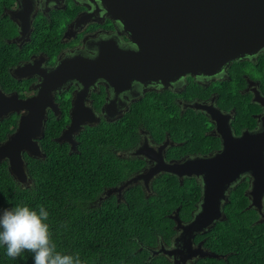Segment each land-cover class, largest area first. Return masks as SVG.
<instances>
[{"label":"flooded vegetation","instance_id":"1","mask_svg":"<svg viewBox=\"0 0 264 264\" xmlns=\"http://www.w3.org/2000/svg\"><path fill=\"white\" fill-rule=\"evenodd\" d=\"M26 5L31 6L32 14L25 32ZM40 21L50 27L57 24L50 39L39 29ZM130 43L129 36L96 1L0 0V92L26 100L38 93L40 71L54 70L63 60L71 64L68 59L76 57L71 65L79 73L84 59L91 61L100 51ZM72 73L53 92V106L47 107L44 124L50 120L64 125L53 139L66 145L69 154L80 153V135L85 136L93 126H98V132L116 133L96 140L106 150L94 154L95 164L102 168L96 182L103 189L89 200L93 207L102 202H133L129 196L140 194L178 202L166 213L174 231L158 234L151 244L140 243V257L146 254L149 262L158 259L154 264H213V260L254 264L260 257L259 264H264V243L256 244L264 240V46L251 56L233 60L217 73H188L167 85L150 83L143 87L132 83L119 91L99 75L86 79L84 90L83 82ZM78 99L82 109L91 110L97 119L73 134L78 149L74 151L69 140L58 141L57 137L70 125ZM24 111L1 120L8 119L16 129ZM113 123V128L107 126ZM44 136L38 139L43 157ZM121 143L129 146L121 148ZM24 154L25 158L29 155ZM104 161L107 166L102 165ZM76 165L74 172L78 170ZM233 169L238 175L228 177ZM84 171L81 168L80 172ZM118 173L124 177L119 178ZM134 177L139 179L120 189ZM161 180L164 182L159 184ZM254 187L263 194L255 197L251 193ZM168 190L176 191L175 200L167 201ZM207 200L219 202L218 215L192 235L196 250L192 255L182 240L176 241L183 233L182 228H176L174 216L177 214L186 225L203 212ZM239 208L243 214L237 213ZM232 213L240 218V224Z\"/></svg>","mask_w":264,"mask_h":264},{"label":"water","instance_id":"2","mask_svg":"<svg viewBox=\"0 0 264 264\" xmlns=\"http://www.w3.org/2000/svg\"><path fill=\"white\" fill-rule=\"evenodd\" d=\"M92 1L101 3L118 28L129 36L128 46L113 45L111 51H100L91 61L84 59L79 64L83 67L78 68L79 73L71 65L77 61L76 57L68 59L71 64L63 60L54 70L40 71L42 82L37 85L38 93L26 100H20L16 94L6 96L0 92V120L25 110L17 128L0 142V163L7 160L11 175L26 187L31 185L32 178L24 153L44 156L38 139L44 136L46 109L53 106V92L65 84L70 71L73 70L75 79L83 82L84 90L86 79L103 75L112 88L121 91L132 83L143 87L150 83L167 85L188 73L214 74L233 60L251 56L264 46V0ZM31 10L30 5L24 7L25 32L30 26ZM81 106L82 101L78 99L71 112L70 125L57 137L58 141L69 140L74 151L78 149L73 134L86 123L93 125L97 119L91 110L84 111ZM241 167L252 168L246 164ZM238 173L233 169L228 177ZM137 179L127 181L120 189L134 184ZM218 190L224 192L223 188ZM262 191L254 187L251 193L256 197ZM218 203L203 202V212L186 225L177 214L174 216L176 228H182L183 233L176 241L182 240V245L192 255L196 251L192 235L218 215Z\"/></svg>","mask_w":264,"mask_h":264},{"label":"trees","instance_id":"3","mask_svg":"<svg viewBox=\"0 0 264 264\" xmlns=\"http://www.w3.org/2000/svg\"><path fill=\"white\" fill-rule=\"evenodd\" d=\"M38 27L48 39L58 28L56 23L50 27L43 21L38 22ZM111 125L113 128L114 123L107 126ZM45 126L43 144L46 156L26 155L27 170L33 179L30 186L22 185L11 175L7 160L0 163V212L18 205H28L37 210L44 207L49 213L47 223L57 251L78 255L81 264H154L152 262L158 259L149 262L145 260L146 254L143 258L139 256V244H151L158 234L167 235V232L174 231L173 222L166 213L174 209L178 202H164L160 196L148 199L140 194L129 196L133 202H102L101 206L93 207V202L89 200L103 189L96 182L102 168L95 164L94 154L106 150L96 140L98 136L114 137L116 133L98 132V126H93L85 136L80 135V153L69 154L66 145L53 139L61 133L64 125L49 120ZM14 129L8 119L1 120L0 142ZM119 146L125 148L129 145L121 143ZM101 159L104 160L103 157ZM70 160L76 162L70 164ZM77 163L78 170L74 172L73 164ZM102 165L107 166L105 161ZM81 168L83 171L88 168V171L80 172ZM118 174L119 178L124 177L123 173ZM163 182L161 180L159 184ZM132 192L139 194L136 190ZM174 192L167 191V201L175 200ZM238 211L239 215L243 214L240 208ZM232 216L236 223H241L235 213ZM262 243L264 240L256 244ZM258 261L261 262L260 257ZM258 261L254 264H259ZM157 262L161 264V261ZM0 264H34L33 253L26 251L13 259L6 255V246L0 245ZM213 264L235 263L213 260Z\"/></svg>","mask_w":264,"mask_h":264},{"label":"clouds","instance_id":"4","mask_svg":"<svg viewBox=\"0 0 264 264\" xmlns=\"http://www.w3.org/2000/svg\"><path fill=\"white\" fill-rule=\"evenodd\" d=\"M44 207L28 205L3 209L0 212V245L6 246V255L17 258L23 252L33 253L34 264H81L79 256L57 251L52 241Z\"/></svg>","mask_w":264,"mask_h":264},{"label":"rangeland","instance_id":"5","mask_svg":"<svg viewBox=\"0 0 264 264\" xmlns=\"http://www.w3.org/2000/svg\"><path fill=\"white\" fill-rule=\"evenodd\" d=\"M10 125H11L13 128L16 127L15 124H14L13 122H10Z\"/></svg>","mask_w":264,"mask_h":264}]
</instances>
